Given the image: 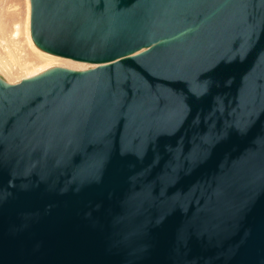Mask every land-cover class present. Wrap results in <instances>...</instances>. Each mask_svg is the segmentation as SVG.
Listing matches in <instances>:
<instances>
[{
	"label": "water",
	"instance_id": "95a60500",
	"mask_svg": "<svg viewBox=\"0 0 264 264\" xmlns=\"http://www.w3.org/2000/svg\"><path fill=\"white\" fill-rule=\"evenodd\" d=\"M29 1L0 264H264V0Z\"/></svg>",
	"mask_w": 264,
	"mask_h": 264
},
{
	"label": "bare ground",
	"instance_id": "6f19581e",
	"mask_svg": "<svg viewBox=\"0 0 264 264\" xmlns=\"http://www.w3.org/2000/svg\"><path fill=\"white\" fill-rule=\"evenodd\" d=\"M0 13V48L3 50V55L0 54V76L5 78V81L8 83H18L21 80L19 79L16 82L9 81V74L16 71H24L28 73L26 78L34 76L38 73H41L44 68H41L38 72L36 68L40 65H47L50 67L57 61H67L72 63L71 66L73 69L82 70L89 67H92L88 64L74 62L68 59L59 58L39 50L33 43L30 36V1L27 0L26 7V17H25V26H26V45L22 44V40L19 38L20 31L17 22H12L13 20H6L5 16ZM12 18V17H10ZM9 21L11 23H9ZM17 23V24H16ZM24 41V40H23ZM3 57V58H2ZM86 67V68H85ZM50 69V68H49Z\"/></svg>",
	"mask_w": 264,
	"mask_h": 264
},
{
	"label": "rangeland",
	"instance_id": "374dc122",
	"mask_svg": "<svg viewBox=\"0 0 264 264\" xmlns=\"http://www.w3.org/2000/svg\"><path fill=\"white\" fill-rule=\"evenodd\" d=\"M26 7H27V0H0V13L1 15H6V20H13L12 22H17L16 24L19 27L20 35L19 38L22 40V44L26 45V26H25V17H26ZM3 15V16H4ZM12 17V18H10ZM9 21V23H11ZM24 40V41H23ZM0 54L3 55V50L0 48ZM3 58V57H2ZM58 63H54L50 67H46L47 65H40V67L36 68V70L39 72L41 68H44V70L52 68V67H64L68 69H73L71 66L72 63H69L67 61H57ZM86 68V67H85ZM77 70V69H74ZM29 73V72H28ZM28 73H25L23 70L20 71H14L11 74H9V81L16 82L19 79L26 78V75ZM5 80V78H3Z\"/></svg>",
	"mask_w": 264,
	"mask_h": 264
}]
</instances>
